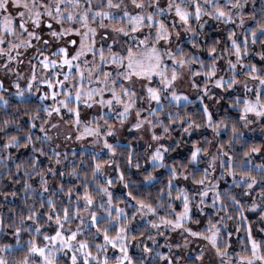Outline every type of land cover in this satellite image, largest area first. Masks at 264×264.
<instances>
[{
	"label": "snow or ice",
	"instance_id": "1",
	"mask_svg": "<svg viewBox=\"0 0 264 264\" xmlns=\"http://www.w3.org/2000/svg\"><path fill=\"white\" fill-rule=\"evenodd\" d=\"M0 264H264V0H0Z\"/></svg>",
	"mask_w": 264,
	"mask_h": 264
}]
</instances>
